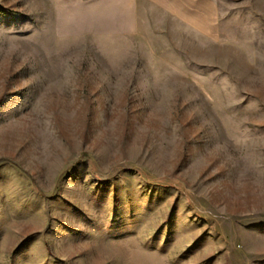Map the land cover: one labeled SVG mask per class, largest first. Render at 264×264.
Wrapping results in <instances>:
<instances>
[{
  "label": "rangeland",
  "instance_id": "374dc122",
  "mask_svg": "<svg viewBox=\"0 0 264 264\" xmlns=\"http://www.w3.org/2000/svg\"><path fill=\"white\" fill-rule=\"evenodd\" d=\"M217 2L209 37L175 0H0V264H264V23Z\"/></svg>",
  "mask_w": 264,
  "mask_h": 264
},
{
  "label": "crops",
  "instance_id": "0c3cea01",
  "mask_svg": "<svg viewBox=\"0 0 264 264\" xmlns=\"http://www.w3.org/2000/svg\"><path fill=\"white\" fill-rule=\"evenodd\" d=\"M177 6L191 7V22L199 32H206L209 37H216L220 10L217 0H175ZM181 1V2H177ZM159 5H165L159 3ZM236 5L252 8L251 22L264 23V0H237ZM212 33V34H210ZM224 38V35H223Z\"/></svg>",
  "mask_w": 264,
  "mask_h": 264
}]
</instances>
